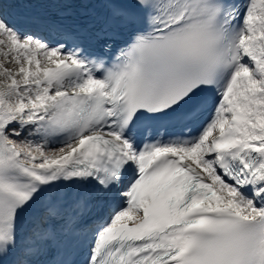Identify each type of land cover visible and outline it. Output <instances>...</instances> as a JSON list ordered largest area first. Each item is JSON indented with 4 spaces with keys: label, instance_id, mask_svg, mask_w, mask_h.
<instances>
[{
    "label": "snow or ice",
    "instance_id": "6c2138e0",
    "mask_svg": "<svg viewBox=\"0 0 264 264\" xmlns=\"http://www.w3.org/2000/svg\"><path fill=\"white\" fill-rule=\"evenodd\" d=\"M0 264H264V0H0Z\"/></svg>",
    "mask_w": 264,
    "mask_h": 264
}]
</instances>
